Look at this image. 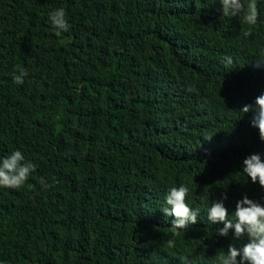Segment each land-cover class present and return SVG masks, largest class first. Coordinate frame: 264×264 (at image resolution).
Listing matches in <instances>:
<instances>
[{
    "label": "trees",
    "instance_id": "1",
    "mask_svg": "<svg viewBox=\"0 0 264 264\" xmlns=\"http://www.w3.org/2000/svg\"><path fill=\"white\" fill-rule=\"evenodd\" d=\"M257 2L245 36L220 0H0V159L20 150L37 165L22 188L0 187V264H221L246 243L207 213L224 193L229 219L244 195L264 205L242 171L264 159L240 111L264 92ZM181 184L199 215L174 234L162 209Z\"/></svg>",
    "mask_w": 264,
    "mask_h": 264
},
{
    "label": "clouds",
    "instance_id": "2",
    "mask_svg": "<svg viewBox=\"0 0 264 264\" xmlns=\"http://www.w3.org/2000/svg\"><path fill=\"white\" fill-rule=\"evenodd\" d=\"M222 13L226 16L243 17V22L248 25L245 36L252 35V29L257 25L260 11L257 0H220ZM49 19L57 29V35L69 31L70 25L64 8H58L49 13ZM225 66L232 64V57H224ZM255 67H264V54L255 62ZM29 75L24 68H19L18 74L13 73V81L23 84L24 78ZM250 78V77H248ZM242 113L252 112L251 125L259 129V137L264 141V92L255 97L254 103H247L240 109ZM248 122V123H249ZM258 138L256 132H253ZM37 165L25 159L20 150L13 151L10 155L0 159V187L20 189L35 172ZM242 171L251 179L252 183L258 182L264 188V159L260 153H253L243 159ZM40 182L46 185L43 177ZM190 189L187 185L171 187L166 195L168 207L162 209L165 216H174L172 222L173 233L187 229L198 222L199 209H193L186 202ZM262 192H259V195ZM227 193L222 198L212 203L208 209L207 219L212 224L222 223L217 235L228 237L231 234L235 239L246 238L242 247L229 244L226 254L219 259L221 264H264V205L244 195L236 202L234 219H229V210L224 205ZM169 247H174L173 240L168 241ZM186 259V258H185Z\"/></svg>",
    "mask_w": 264,
    "mask_h": 264
}]
</instances>
